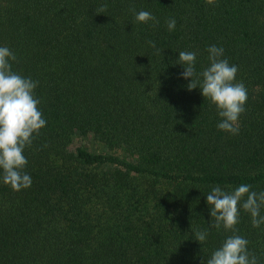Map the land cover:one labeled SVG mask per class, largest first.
Returning <instances> with one entry per match:
<instances>
[{"label": "trees", "instance_id": "16d2710c", "mask_svg": "<svg viewBox=\"0 0 264 264\" xmlns=\"http://www.w3.org/2000/svg\"><path fill=\"white\" fill-rule=\"evenodd\" d=\"M213 45L247 89L238 134L181 75L195 52L202 81ZM4 46L46 125L23 151L31 186L0 178V264H207L234 234L264 264V224L241 207L235 233L210 227L206 202L264 191V0H0Z\"/></svg>", "mask_w": 264, "mask_h": 264}, {"label": "clouds", "instance_id": "9594fccd", "mask_svg": "<svg viewBox=\"0 0 264 264\" xmlns=\"http://www.w3.org/2000/svg\"><path fill=\"white\" fill-rule=\"evenodd\" d=\"M206 3L214 5L215 0H206ZM107 7V4H103L98 11L103 13ZM135 19L139 23H147L155 20V17L142 10L136 14ZM175 23V19L167 21L169 31L174 30ZM149 44L155 47L154 42L150 41ZM207 51L210 66L199 73L202 81L192 79L197 75L194 67L195 52L179 53L178 63L184 69L181 75L185 79L190 78L187 85L189 90L197 88L199 84L201 95L216 106L218 115L222 118L217 128L238 134L239 116L245 111L244 104L248 99L247 89L243 83H234L238 69L235 65H230L227 59L220 58L223 48L213 45ZM15 59L8 47H0V178L14 191H20L30 187L32 183L30 175L23 171L27 164L24 148L31 145L34 134H39L40 129L46 125V120L42 118L38 108L39 100L33 95L37 82L12 72L9 61ZM250 187L242 184L231 193L219 186L213 187L206 195V202L211 205L210 217L213 218L210 227L218 229L223 226L225 230L235 233L241 207L250 214L254 228L264 224V215L260 214L264 207V191L257 193L250 191ZM206 236V232L197 231L195 240L202 243ZM247 245L245 238L235 234L229 236L207 259V264H258L255 255L248 252Z\"/></svg>", "mask_w": 264, "mask_h": 264}]
</instances>
